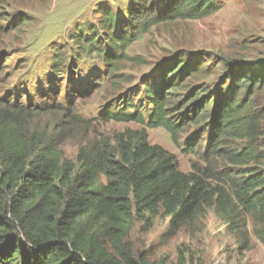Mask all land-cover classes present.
Here are the masks:
<instances>
[{
    "label": "trees",
    "instance_id": "16d2710c",
    "mask_svg": "<svg viewBox=\"0 0 264 264\" xmlns=\"http://www.w3.org/2000/svg\"><path fill=\"white\" fill-rule=\"evenodd\" d=\"M218 10L211 0H131L123 19L104 8L98 28H89L86 55L101 56L114 80L125 79L117 75L124 63H142L129 58L128 49L153 28L201 21ZM158 74L157 95L146 90L153 98L147 120L119 111L99 118L141 128L108 137H90L92 119L75 114L73 102L24 105L6 98L0 108V264H166L135 253L129 242L135 223L150 227L154 219H169L174 232L190 229L210 209L239 240L238 250H247L252 236L264 246V57L218 58L206 66L178 51ZM44 115L53 118L38 125ZM156 128L177 146L183 129L194 133L184 154L202 151L208 130L203 165L181 172L173 155L149 143L146 129ZM71 129L85 140L74 160L61 150ZM179 264H186L182 254Z\"/></svg>",
    "mask_w": 264,
    "mask_h": 264
},
{
    "label": "rangeland",
    "instance_id": "374dc122",
    "mask_svg": "<svg viewBox=\"0 0 264 264\" xmlns=\"http://www.w3.org/2000/svg\"><path fill=\"white\" fill-rule=\"evenodd\" d=\"M211 1L219 10L210 17L162 24L136 41L127 55L142 63H124L117 75L125 79L114 80L101 56L86 55V40L89 28H98L102 9L125 19L131 0H0V108L6 98L19 99L24 105L73 102L75 114L86 122L92 119L91 126L87 125L90 137L139 130L141 126L135 123H100L99 118L105 112L119 111L138 112L147 120L153 98L146 90L151 88L156 94L159 67L172 54L188 52L206 66L218 58L251 61L264 57V0ZM124 100L131 107L124 106ZM51 118L39 117L38 125ZM186 130L181 131L177 146L162 128L146 129L149 143L173 155L183 173L190 172L193 163L203 165L209 135L208 130L202 135V151L184 154L185 140L194 135H187ZM66 138L61 150L74 160L84 136L71 129ZM129 242L137 255L150 261L163 259L166 264H179L180 254L186 264H264V246L252 236L249 248L238 250L239 240L228 233L212 209L190 229L174 232L169 219H154L150 227L135 223Z\"/></svg>",
    "mask_w": 264,
    "mask_h": 264
},
{
    "label": "crops",
    "instance_id": "0c3cea01",
    "mask_svg": "<svg viewBox=\"0 0 264 264\" xmlns=\"http://www.w3.org/2000/svg\"><path fill=\"white\" fill-rule=\"evenodd\" d=\"M65 86H66V84H65ZM65 86H64V88H65Z\"/></svg>",
    "mask_w": 264,
    "mask_h": 264
}]
</instances>
